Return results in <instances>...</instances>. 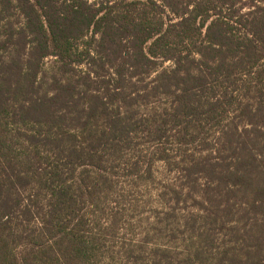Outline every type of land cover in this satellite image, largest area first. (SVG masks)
<instances>
[{
	"label": "trees",
	"instance_id": "trees-1",
	"mask_svg": "<svg viewBox=\"0 0 264 264\" xmlns=\"http://www.w3.org/2000/svg\"><path fill=\"white\" fill-rule=\"evenodd\" d=\"M0 264H264V0H0Z\"/></svg>",
	"mask_w": 264,
	"mask_h": 264
},
{
	"label": "rangeland",
	"instance_id": "rangeland-1",
	"mask_svg": "<svg viewBox=\"0 0 264 264\" xmlns=\"http://www.w3.org/2000/svg\"><path fill=\"white\" fill-rule=\"evenodd\" d=\"M125 188V187H124ZM121 189V187H120ZM128 189V188H126ZM122 190V189H121ZM135 192V191H134ZM132 192L131 195L129 196L130 201L134 200L132 203H138V204H142V199H144L142 197V194L137 192V196L135 195V193ZM127 207L129 208L130 203H126ZM141 211H144L143 208H140ZM150 209V208H147ZM136 210H132L130 212V214H126L125 219H128L127 221H132V223H134V226L132 228H127L125 230L122 231L121 235L119 236L120 239H127V240H134L137 239L140 233V227H145L147 221H151L154 217V213H151L150 211L147 213H144L143 216L140 217L139 214H136ZM148 217V218H147ZM132 219V220H131Z\"/></svg>",
	"mask_w": 264,
	"mask_h": 264
}]
</instances>
